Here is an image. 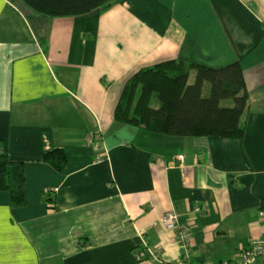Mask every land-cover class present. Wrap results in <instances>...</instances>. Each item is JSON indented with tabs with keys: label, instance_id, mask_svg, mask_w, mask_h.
Listing matches in <instances>:
<instances>
[{
	"label": "crops",
	"instance_id": "crops-1",
	"mask_svg": "<svg viewBox=\"0 0 264 264\" xmlns=\"http://www.w3.org/2000/svg\"><path fill=\"white\" fill-rule=\"evenodd\" d=\"M174 57L241 61L242 136L116 117L133 73ZM57 147L61 169L44 158ZM0 150L25 162L27 186L19 206L0 189V264H156L148 247L180 264L170 209L192 229L196 261L235 258L264 239V0H113L61 16L0 0Z\"/></svg>",
	"mask_w": 264,
	"mask_h": 264
},
{
	"label": "trees",
	"instance_id": "trees-1",
	"mask_svg": "<svg viewBox=\"0 0 264 264\" xmlns=\"http://www.w3.org/2000/svg\"><path fill=\"white\" fill-rule=\"evenodd\" d=\"M22 1L53 16L85 13L113 3V0ZM193 71L196 80L190 82ZM154 81L159 87L152 85ZM207 82L210 85L206 88ZM154 98L158 99V105L153 104ZM228 98L234 100L233 104L223 102ZM249 109L250 93L240 60L211 65L174 57L133 73L117 104L116 117L164 133L242 136ZM44 158L61 169L68 156L63 147H57L47 151ZM0 189L9 191L14 206L27 202L25 162L13 159L4 150H0ZM48 198L54 201L55 195Z\"/></svg>",
	"mask_w": 264,
	"mask_h": 264
},
{
	"label": "built area",
	"instance_id": "built-area-1",
	"mask_svg": "<svg viewBox=\"0 0 264 264\" xmlns=\"http://www.w3.org/2000/svg\"><path fill=\"white\" fill-rule=\"evenodd\" d=\"M91 141L94 143L92 139ZM95 145L98 148L102 147V143H100L99 141H95ZM181 155L182 157H184V154ZM184 168L188 169L189 165L184 164ZM262 213H264V210L262 211ZM162 219L166 225L177 229V236L184 246V253L181 257L180 264H256L255 262H253L254 256L260 253H264V239H256L251 245L244 246L240 250L239 254L233 259H224L216 262L211 260L199 262L196 261L192 255L195 236L189 224L184 222L181 219L180 215L172 209L165 211L162 215ZM148 249L150 250L151 256L156 264H172L165 261L161 257L158 249L151 247H148ZM138 252L139 253L137 257L140 258L141 256H143L144 252L142 250ZM136 264L142 263L138 261Z\"/></svg>",
	"mask_w": 264,
	"mask_h": 264
},
{
	"label": "rangeland",
	"instance_id": "rangeland-1",
	"mask_svg": "<svg viewBox=\"0 0 264 264\" xmlns=\"http://www.w3.org/2000/svg\"><path fill=\"white\" fill-rule=\"evenodd\" d=\"M195 80H196V72L193 71V73L191 74V77H190V82H194ZM208 85H210L209 82H207L206 88L208 87ZM223 102L225 104H233L234 100L232 98H228V99H225ZM153 104H155V105H158L159 104V101H158L157 98H154L153 99Z\"/></svg>",
	"mask_w": 264,
	"mask_h": 264
}]
</instances>
